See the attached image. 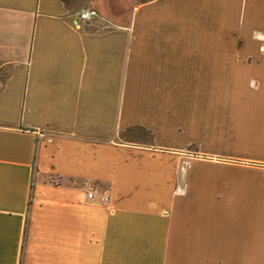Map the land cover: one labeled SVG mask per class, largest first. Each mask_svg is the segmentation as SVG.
Segmentation results:
<instances>
[{"label":"crops","instance_id":"crops-1","mask_svg":"<svg viewBox=\"0 0 264 264\" xmlns=\"http://www.w3.org/2000/svg\"><path fill=\"white\" fill-rule=\"evenodd\" d=\"M0 67V264H264V0H0Z\"/></svg>","mask_w":264,"mask_h":264},{"label":"built area","instance_id":"built-area-1","mask_svg":"<svg viewBox=\"0 0 264 264\" xmlns=\"http://www.w3.org/2000/svg\"><path fill=\"white\" fill-rule=\"evenodd\" d=\"M96 16V10L94 8H85L78 12L75 22L86 23ZM87 197L93 200H99L104 202L107 200V195L104 192L95 194L93 191L87 192Z\"/></svg>","mask_w":264,"mask_h":264},{"label":"rangeland","instance_id":"rangeland-1","mask_svg":"<svg viewBox=\"0 0 264 264\" xmlns=\"http://www.w3.org/2000/svg\"><path fill=\"white\" fill-rule=\"evenodd\" d=\"M73 2V0H72ZM89 22V21H88ZM4 69L2 67H0V81L3 79L4 77ZM120 137L122 138V140H125V141H132V142H138V141H141V140H147L149 137H148V134L145 130L139 128V127H131L127 130H125L124 132H122L120 134Z\"/></svg>","mask_w":264,"mask_h":264}]
</instances>
